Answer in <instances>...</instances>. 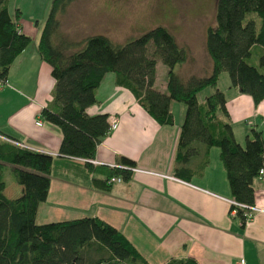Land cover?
Returning a JSON list of instances; mask_svg holds the SVG:
<instances>
[{"label": "trees", "instance_id": "1", "mask_svg": "<svg viewBox=\"0 0 264 264\" xmlns=\"http://www.w3.org/2000/svg\"><path fill=\"white\" fill-rule=\"evenodd\" d=\"M8 1L0 0L1 82H5L13 60L31 41L17 31L18 15H10ZM72 1L51 0L37 45L55 80L53 105L44 108L41 117L61 129L59 153L83 159L89 172L105 176L96 179L99 186L109 187L107 180L112 176L130 178L128 170L87 162L108 133V123L107 115L90 116L86 108L96 102L95 91L104 75L114 72L116 83L128 88L161 125L173 123L171 102L185 105L176 151L178 177L188 179L182 174V165L201 151L205 166L208 149L216 146L233 200L252 205L253 181L260 177L261 170L264 172V138L252 130L243 144L235 139L218 80L226 72L231 86L250 95L255 104L264 99V0H216L215 26H208L204 42L212 70L207 76L187 79H182L175 68L189 59L188 49L165 26H156L122 43L104 34L79 41L65 38L60 32L59 15ZM158 60L168 68L165 92L154 87ZM206 88L212 92L199 103L197 95ZM53 161L52 155L0 137V264H149L118 229L101 219L37 222L39 205L48 194ZM120 162L134 165L125 157ZM8 166L13 167L14 180L23 186L21 198H10L3 191ZM237 214L244 221L243 210ZM165 264L198 263L182 258Z\"/></svg>", "mask_w": 264, "mask_h": 264}, {"label": "crops", "instance_id": "2", "mask_svg": "<svg viewBox=\"0 0 264 264\" xmlns=\"http://www.w3.org/2000/svg\"><path fill=\"white\" fill-rule=\"evenodd\" d=\"M49 2L8 1L10 15H18L17 31L31 41L11 63L0 88V137L54 157L48 194L39 205L37 222L101 219L118 229L149 264L182 258H193L198 264H233L240 258L246 264H264V176L253 181L256 210L244 221L230 213L233 197L218 147L208 149L205 166L203 151L191 156L182 165L187 169L182 174L188 179L178 177L176 151L186 109L183 103L171 102L173 123L161 125L128 88L116 83L114 72H107L96 88V102L86 112L90 116L116 115L119 124L97 145L92 158L96 164L87 162L123 169L120 166H130L120 162L125 157L134 162L133 170H128L130 178L99 186L96 179L105 176L89 172L85 160L59 153L61 129L41 117V111L53 105L55 86L51 67L37 48ZM208 26L214 27L215 22L205 26L204 54H190L179 65L177 73L182 79L207 76L212 70L204 47ZM167 70L158 60L154 87L161 92L166 90ZM224 74V85L219 88L235 139L243 144L252 130L264 138V99L255 104L250 95L231 86ZM12 168L8 166L4 175L3 191L17 199L23 196V186L14 180Z\"/></svg>", "mask_w": 264, "mask_h": 264}, {"label": "rangeland", "instance_id": "3", "mask_svg": "<svg viewBox=\"0 0 264 264\" xmlns=\"http://www.w3.org/2000/svg\"><path fill=\"white\" fill-rule=\"evenodd\" d=\"M215 2L216 0H73L59 15L60 32L73 41L104 32L112 41L122 43L161 25L174 34L180 45L187 47L189 55L201 57L204 54L202 35L205 26L215 22ZM50 3L51 0L49 6ZM179 69V65L176 66V72ZM224 73L225 79H228V74ZM222 78L221 75L218 87L224 85L225 80ZM211 92V88L201 91L197 95L198 101H202Z\"/></svg>", "mask_w": 264, "mask_h": 264}, {"label": "built area", "instance_id": "4", "mask_svg": "<svg viewBox=\"0 0 264 264\" xmlns=\"http://www.w3.org/2000/svg\"><path fill=\"white\" fill-rule=\"evenodd\" d=\"M4 84V82L0 81V88L2 87V85ZM107 123H108V132L111 130H114L117 128L118 124H119V118L116 115H108L107 116ZM37 125H40L41 122L37 121L36 122ZM19 145V144H17ZM21 146V145H19ZM90 163L96 164V162L92 159L88 160ZM123 169H127V170H133L132 166H120ZM259 178H261L264 174L263 170H261L259 172ZM123 178L120 175H116V176H112L107 180V183H114V182H120L122 181ZM230 213L231 214H237L239 209L243 210V216L245 219L249 218L251 216V212L256 210L255 207L253 205H247V204H242V203H238L235 200H230ZM233 264H246L245 260L243 258L238 259L237 261H235Z\"/></svg>", "mask_w": 264, "mask_h": 264}]
</instances>
